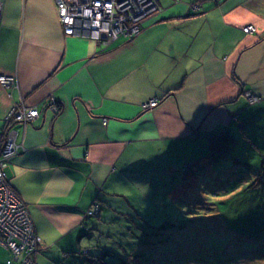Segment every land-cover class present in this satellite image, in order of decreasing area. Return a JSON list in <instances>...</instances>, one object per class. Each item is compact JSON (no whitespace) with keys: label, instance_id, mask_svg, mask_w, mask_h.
Wrapping results in <instances>:
<instances>
[{"label":"crops","instance_id":"1","mask_svg":"<svg viewBox=\"0 0 264 264\" xmlns=\"http://www.w3.org/2000/svg\"><path fill=\"white\" fill-rule=\"evenodd\" d=\"M0 1V76L16 79L0 83V140L18 133L6 172L42 239L37 264L68 262L94 204L112 220L130 174L202 160L211 134L264 152V0H159L139 36L109 46L65 35L55 0ZM16 105L40 116L10 124Z\"/></svg>","mask_w":264,"mask_h":264},{"label":"rangeland","instance_id":"2","mask_svg":"<svg viewBox=\"0 0 264 264\" xmlns=\"http://www.w3.org/2000/svg\"><path fill=\"white\" fill-rule=\"evenodd\" d=\"M156 4L160 8L159 0ZM248 96L252 103L259 101L256 94ZM251 148L237 135L230 152L195 173L192 164L182 162L175 171L130 174L114 196V218L91 217L94 230L64 264H264V152ZM208 153L207 148L200 159ZM96 204L90 209L99 205L101 210L102 204ZM8 257L0 246V262Z\"/></svg>","mask_w":264,"mask_h":264},{"label":"built area","instance_id":"3","mask_svg":"<svg viewBox=\"0 0 264 264\" xmlns=\"http://www.w3.org/2000/svg\"><path fill=\"white\" fill-rule=\"evenodd\" d=\"M58 9L59 21L61 22L62 29L65 35L73 36L74 31L79 30V27L75 26V23L81 21V24L85 25L84 19H89L88 26L92 28L101 29L102 26H106L111 30L110 33H103L98 39L99 44H111L114 40L120 37L133 38L142 31L141 25L131 24V27H125V29L119 28L121 22L127 21V19H133L137 22L139 19L144 18L142 15L145 7L141 3L130 4L133 8V12L123 13L122 6L124 0H55ZM155 6L156 0H151ZM152 7L149 12L156 10V7ZM158 11L160 8L157 6ZM0 10V14H1ZM129 16V17H127ZM99 24V27L96 25ZM96 30V29H95ZM244 33L249 34L255 31L254 26H247L243 29ZM106 32V31H104ZM84 35V34H82ZM84 37V36H76ZM86 38V37H84ZM89 38V37H87ZM0 83L5 88L14 87L16 79L14 76H1ZM251 102H254V98L251 97ZM157 100H150L146 102L143 107H157ZM21 107L14 108L7 121L12 123H32L40 116L39 110L27 109ZM12 118V119H10ZM17 132L11 128L6 137L3 147L0 149V246L9 252V257L6 261L0 262V264H36L34 255L38 252L42 245V239L38 236L35 228V224L32 220L30 212L25 202L16 195L10 187L7 168L9 166V160L13 154L20 152V145L18 140L15 139ZM19 149H18V146ZM97 205V204H95ZM99 206V205H98ZM94 206L87 214L89 216L99 215L100 207ZM96 207V208H95ZM96 214H94V212Z\"/></svg>","mask_w":264,"mask_h":264},{"label":"bare ground","instance_id":"4","mask_svg":"<svg viewBox=\"0 0 264 264\" xmlns=\"http://www.w3.org/2000/svg\"><path fill=\"white\" fill-rule=\"evenodd\" d=\"M133 2L134 3L136 2V3L143 4V6L145 7V10L142 13V15L144 16V18L139 19L137 22H135V20H133V19L131 20V19L128 18L127 21H126V23L124 21L120 23V25L118 26V29L119 28L125 29V27H129L130 28L131 27V24L138 25V26L141 25L142 26L145 21H147L149 18H151L152 16H154L155 14H157L158 8H157V6H155L153 4V2H151V0H124L123 1V4L124 5L122 6L123 13L127 14L128 12H131V13L133 12V10L135 8H133L130 5ZM154 6L156 7V10L153 11V12H149V10L152 7H154ZM0 10H1V12H3V3L1 1H0ZM127 17H129V16H127ZM88 21H89V19H87V18L84 19L85 25L81 24V21H78V22L75 23V26L76 27H79L80 29L77 30V31H74L73 36H72L73 38L87 39V40H92L94 42H98V39L100 38V35L101 34L106 33V35H107V33H110L111 32V30L109 28H107L106 26H102L101 29L92 28L91 26H88ZM96 27H99V24H97ZM104 31H106V32H104ZM251 33H253V32H251ZM82 34H84V35H82ZM80 35L81 36H84L86 38H84V37H76V36H80ZM137 36H135V37H137ZM87 37H89V38H87ZM135 37H133V38H135ZM154 100H156V99H154ZM148 101H150V100H148ZM158 105H159V101H158ZM16 107H18V105H16L14 108H16ZM152 108L153 107H151V108L150 107H147L148 110L149 109H152ZM143 109H145V108L143 107ZM147 109H145V110H147ZM3 139L4 140H0V142H1V144L4 145V141L6 140V134L5 133H4Z\"/></svg>","mask_w":264,"mask_h":264},{"label":"trees","instance_id":"5","mask_svg":"<svg viewBox=\"0 0 264 264\" xmlns=\"http://www.w3.org/2000/svg\"><path fill=\"white\" fill-rule=\"evenodd\" d=\"M181 89V88H180ZM208 149L209 153L207 155V160H199L192 164L190 166V169H192L195 173V171L204 165H207L208 163H214L219 161L223 156H225L235 145V136L229 131V129L224 130L220 134H211L208 137ZM5 142V141H4ZM3 147V144L0 145V149ZM262 170L261 176L264 177V163L262 164ZM103 208L101 206V211L98 216H89L87 214V217H99L101 215ZM235 233V232H234ZM237 234V233H236ZM242 235V234H241ZM245 236V237H243ZM244 239H250L247 235H242ZM256 240H260L259 238H256ZM242 241H237L236 244H240ZM37 264V263H36Z\"/></svg>","mask_w":264,"mask_h":264}]
</instances>
